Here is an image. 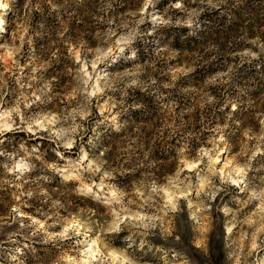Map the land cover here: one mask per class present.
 <instances>
[{"label":"rangeland","instance_id":"1","mask_svg":"<svg viewBox=\"0 0 264 264\" xmlns=\"http://www.w3.org/2000/svg\"><path fill=\"white\" fill-rule=\"evenodd\" d=\"M90 1L0 0V264H264V27Z\"/></svg>","mask_w":264,"mask_h":264},{"label":"trees","instance_id":"2","mask_svg":"<svg viewBox=\"0 0 264 264\" xmlns=\"http://www.w3.org/2000/svg\"><path fill=\"white\" fill-rule=\"evenodd\" d=\"M99 1L100 0H94L90 2L93 5H98ZM140 1L141 0H119V4L121 8H125L129 2L135 4L134 6H137ZM223 10L224 13L219 16L218 14ZM102 16L104 17V14ZM103 19V21H105L106 17ZM200 20L203 24V29L202 31H197L194 36L183 37V39H181L178 29L173 30L175 34L173 44L178 50L182 49L183 46H189V48H191V45L199 44L202 41V35L204 36L209 32L214 33L215 35L224 36L225 42L229 41V47H226V43L224 46L219 44L221 45L220 48L218 47L219 50L224 51L225 48H228L229 51H235L245 44H248L247 38L249 39L256 36L261 31V28L264 27V0H226L224 5L219 4L214 10H204L200 15ZM245 21H247L246 25H244L246 29L244 30V38L246 37V39L242 41H230L229 38L233 35L236 36L239 27ZM181 34L185 35V32ZM95 42H97V40ZM215 52V50L211 49L207 54L214 55ZM218 57L224 58V55L219 53ZM259 58L261 64L255 62L257 60H252L250 64H240L237 70L243 67L246 68L245 70L249 73H258L259 76L264 75V56ZM225 59L227 60L229 58L226 57ZM216 64L217 63L213 61L212 63L205 65L202 69L208 70L207 68L209 66H211L210 68H216L213 67ZM200 71L201 69H196L194 73L197 74ZM256 78L260 80V77L257 76ZM219 110L220 109H218V111ZM136 112L137 108L130 109L129 116H131L132 119H137Z\"/></svg>","mask_w":264,"mask_h":264},{"label":"bare ground","instance_id":"3","mask_svg":"<svg viewBox=\"0 0 264 264\" xmlns=\"http://www.w3.org/2000/svg\"><path fill=\"white\" fill-rule=\"evenodd\" d=\"M3 23H4V20L1 22V24H0V29L1 28H3ZM6 127H8V125H6ZM19 165V164H18ZM88 250H87V252H88V254H87V257L86 258H84V260H88V257L89 256H93L94 255V253L96 252V248L93 246V242L92 241H90V242H88ZM219 255V254H218ZM222 256V255H221ZM123 258H125V257H123ZM126 260V259H125ZM215 260V259H214ZM214 262V261H213ZM242 263V262H241ZM124 264V263H123ZM212 264V263H211ZM237 264V263H236Z\"/></svg>","mask_w":264,"mask_h":264}]
</instances>
